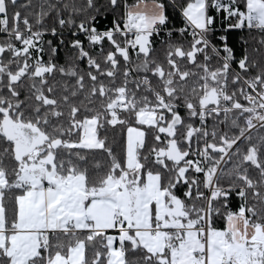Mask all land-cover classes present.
<instances>
[{
	"label": "snow or ice",
	"instance_id": "1",
	"mask_svg": "<svg viewBox=\"0 0 264 264\" xmlns=\"http://www.w3.org/2000/svg\"><path fill=\"white\" fill-rule=\"evenodd\" d=\"M0 264H264V0H0Z\"/></svg>",
	"mask_w": 264,
	"mask_h": 264
},
{
	"label": "trees",
	"instance_id": "2",
	"mask_svg": "<svg viewBox=\"0 0 264 264\" xmlns=\"http://www.w3.org/2000/svg\"><path fill=\"white\" fill-rule=\"evenodd\" d=\"M233 39H235L237 41L236 47H237V49H239V43H238L239 35L234 36ZM238 54H239V52H238Z\"/></svg>",
	"mask_w": 264,
	"mask_h": 264
}]
</instances>
